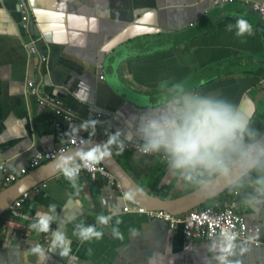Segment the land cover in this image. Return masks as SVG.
I'll return each instance as SVG.
<instances>
[{
    "label": "crops",
    "instance_id": "obj_1",
    "mask_svg": "<svg viewBox=\"0 0 264 264\" xmlns=\"http://www.w3.org/2000/svg\"><path fill=\"white\" fill-rule=\"evenodd\" d=\"M254 2L264 8V0H0V181L4 168L19 172L37 151L72 137L94 140L91 128L81 127L86 120L102 122L97 132H131L130 122L156 107L162 88L175 83L228 99L264 131V13ZM23 10L31 15L27 29ZM238 18L251 24V35L227 30ZM29 38L38 40L39 53L26 48ZM27 82L61 100L71 121L26 96ZM111 152L156 196L194 188L171 176L164 160L127 150L118 154L115 146ZM251 193L250 187L239 189L236 201L248 225L259 226L254 237L264 242V202H249ZM126 205L130 209L124 210ZM134 205L101 174L80 173L75 186L52 176L30 193L20 216L2 215L0 264H39L29 250L36 244L47 250L51 233L29 227L37 212L54 215L50 227L65 234L70 249L67 257L59 250L50 253L47 264H218V253L209 250L216 239H187L179 228ZM100 215L112 217L98 228L100 239L81 242L73 235L75 225L96 224ZM235 242L236 255L229 259L264 264V244Z\"/></svg>",
    "mask_w": 264,
    "mask_h": 264
},
{
    "label": "clouds",
    "instance_id": "obj_2",
    "mask_svg": "<svg viewBox=\"0 0 264 264\" xmlns=\"http://www.w3.org/2000/svg\"><path fill=\"white\" fill-rule=\"evenodd\" d=\"M236 29V36L252 34L251 24L238 18L235 25L227 30ZM98 120H86L84 130L91 128L95 134ZM131 132L117 129L108 136L107 147L96 146L95 150L81 152L79 155H62L56 167L63 176L75 186L82 168H91L111 155V146L122 154L127 141L134 138L140 155H159L165 161L171 176L191 185L202 192L210 191L218 184L239 190L250 187L249 202H264V131L254 127L250 116L226 98L219 95H204L187 89L182 83L164 86L159 103L138 114L131 121ZM147 163V161H145ZM55 205H50L55 213ZM37 212L30 228L37 234L51 233V241L46 250L40 244L30 248L39 264H47L49 254L59 250L61 257H67L65 234L50 226L54 215ZM111 216L100 215L96 224L79 223L73 235L81 242L100 239ZM119 223V221H117ZM236 236L225 233L209 245V250L218 253V264H240L229 257L236 255ZM240 248L241 252L246 251ZM91 249H89V253Z\"/></svg>",
    "mask_w": 264,
    "mask_h": 264
},
{
    "label": "built area",
    "instance_id": "obj_3",
    "mask_svg": "<svg viewBox=\"0 0 264 264\" xmlns=\"http://www.w3.org/2000/svg\"><path fill=\"white\" fill-rule=\"evenodd\" d=\"M224 0H213L214 3ZM252 6L258 9L261 13H264V8L258 3L254 2ZM31 19V15L28 11L23 10L22 12V20L21 24L24 28H28L29 21ZM26 48L29 50L31 54L39 53L38 50V40L29 38L26 42ZM45 57H42L44 61ZM99 79H103L102 75L98 76ZM25 95L29 97H35L36 101L46 107L51 108L55 116L57 118H61L65 121H71L72 112L63 106L61 100L51 97L48 95H43L40 93L39 88L33 82H27L25 86ZM96 118H100L102 116L101 112H97L95 114ZM113 133L110 129H103L100 132L95 130V134L89 132V136L94 137L96 141L106 145L108 140V136ZM89 138L87 136L81 137H72L68 139V141L58 147L51 148L48 150L37 151L30 158L26 167L21 168L19 172H11L8 168H4V176L0 181V190L11 184L19 177L25 175L28 172H31L38 167L46 164L56 157L66 153L72 148H76L85 142H87ZM138 141H127L125 150L130 152H137L136 144ZM107 146V145H106ZM139 154V153H138ZM150 157H157L161 160L163 158L159 155H148ZM86 172L92 178L95 175L101 174L104 176L107 181L113 185H115L118 189L121 190L119 182L116 180L114 175L111 172H108L105 167L98 163L91 168H82L80 173ZM54 178L64 177L62 172L59 171L55 173ZM38 189V185L34 186L32 189L27 190L22 195L14 199L10 205L7 207L6 211L8 215L11 217H17L21 214V207L23 203L28 199L30 193ZM221 197L219 199L214 200L210 204H206L205 202L193 208H190L184 212L173 214L168 212L167 210H150L145 209L141 206L134 205L133 209L137 211L146 212L151 216L161 217L168 222L170 228H179L181 232L187 239H216L221 238L225 233L235 234L236 240H245L251 241L255 244H264L258 238L254 237V234L260 231L259 226L252 227L249 226L246 220L244 213L242 212L238 201L236 198L238 195V190H224L215 198ZM124 210L130 209L127 205L123 207Z\"/></svg>",
    "mask_w": 264,
    "mask_h": 264
},
{
    "label": "water",
    "instance_id": "obj_4",
    "mask_svg": "<svg viewBox=\"0 0 264 264\" xmlns=\"http://www.w3.org/2000/svg\"><path fill=\"white\" fill-rule=\"evenodd\" d=\"M96 146L104 145L96 140H90L76 148L70 149L62 155H79L81 152L95 150ZM62 155L56 157L46 164H43L37 169L26 173L11 184L1 189L0 217L14 199L22 195L27 190L32 189L39 183L51 178L55 175V173L59 172L60 170L56 167V163ZM100 163L108 172H111L114 175L116 180L119 182L121 190L127 195L132 204L150 210L163 209L173 214L181 213L204 203L207 199H211L229 188L224 184H218L210 191L202 192L194 187L193 189L177 196L162 198L142 188L135 181V179L120 165L112 152L111 155L102 159Z\"/></svg>",
    "mask_w": 264,
    "mask_h": 264
},
{
    "label": "trees",
    "instance_id": "obj_5",
    "mask_svg": "<svg viewBox=\"0 0 264 264\" xmlns=\"http://www.w3.org/2000/svg\"><path fill=\"white\" fill-rule=\"evenodd\" d=\"M5 213V212H4ZM3 213V214H4ZM2 217V216H1ZM1 217H0V238L2 237V234H3V226L1 224Z\"/></svg>",
    "mask_w": 264,
    "mask_h": 264
},
{
    "label": "rangeland",
    "instance_id": "obj_6",
    "mask_svg": "<svg viewBox=\"0 0 264 264\" xmlns=\"http://www.w3.org/2000/svg\"><path fill=\"white\" fill-rule=\"evenodd\" d=\"M209 200H210V199H207L205 202L207 203V202H209Z\"/></svg>",
    "mask_w": 264,
    "mask_h": 264
}]
</instances>
